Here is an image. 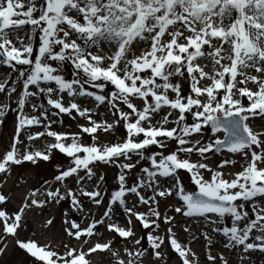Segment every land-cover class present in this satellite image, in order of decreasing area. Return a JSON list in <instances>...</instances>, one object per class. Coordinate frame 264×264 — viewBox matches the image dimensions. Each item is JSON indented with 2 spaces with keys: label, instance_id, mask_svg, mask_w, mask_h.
<instances>
[{
  "label": "snow or ice",
  "instance_id": "1",
  "mask_svg": "<svg viewBox=\"0 0 264 264\" xmlns=\"http://www.w3.org/2000/svg\"><path fill=\"white\" fill-rule=\"evenodd\" d=\"M0 67V126L15 113L0 257L18 247L34 264H168L171 249L200 264L190 243L202 238L205 264H231L225 250L264 261V0H0ZM62 114L76 130L53 128ZM56 152L67 163L55 183L8 211L13 168ZM102 166L118 169L110 194ZM65 200L78 219L65 212L57 236L44 211ZM34 210L44 243L21 237Z\"/></svg>",
  "mask_w": 264,
  "mask_h": 264
},
{
  "label": "rangeland",
  "instance_id": "2",
  "mask_svg": "<svg viewBox=\"0 0 264 264\" xmlns=\"http://www.w3.org/2000/svg\"><path fill=\"white\" fill-rule=\"evenodd\" d=\"M6 72L7 69L5 67H0V77L4 76ZM71 72V67H68L65 71V75L70 78ZM0 102H6L5 96L3 94H0ZM13 107H15V105H13ZM57 119H63V125H59V127L61 126V129L70 128V130H76V124L71 119V117L62 114L60 117H57ZM14 120L15 113L9 112L5 120V124L3 126H0V155L4 154L6 148L10 144V138L14 129ZM256 120L261 121L258 117L255 118V121ZM81 123H83L82 120ZM59 127L53 126V128H56L58 130L60 129ZM124 131V129H119V133H123ZM37 147L42 148L43 145L38 141ZM57 163L66 164L67 158L63 154L56 152L51 163L41 162L39 166H33L29 163H26L24 165L14 167L11 177L7 179L6 183H4V187L2 189V191L11 198L8 202L7 210L10 212L16 210L19 207L21 200L25 196H27L32 189L41 188V186L44 185L46 181L55 183L53 173L56 171L54 165ZM236 167L237 166H226L228 171H233V169L237 171L235 169ZM101 171H103L105 175L103 187L107 189V192L110 194L112 191L117 190L118 185L116 177L118 174V169L113 168L111 166H102ZM180 175L183 182L189 188L195 187L194 185H191L186 173L181 171ZM41 193H43V188H41ZM39 198L43 199L44 197L42 194H40ZM89 207L93 206L89 205ZM161 209L163 210V204H161ZM102 211L103 208L100 209V212ZM65 212L69 213V218L78 219V216L74 215L70 211V202L68 200L62 201L59 205L46 208L44 211L45 216L55 215L56 227L55 229H53V232L57 236H60L61 234V225L64 220ZM120 218L123 221L124 217L122 215V210L120 212ZM26 220L27 224L25 225L23 232H21V237H32L33 239L38 240L40 243H44L46 241V238L41 235L40 224L42 223V220L40 219L39 210L28 212ZM84 223H88V221L85 220ZM136 231L138 234L142 233L143 231L142 226L138 223L136 225ZM177 231L181 241H187L191 239L187 236V234L183 233L179 229H177ZM33 232H35V236H33ZM105 235L108 234L105 233ZM61 238L67 239L66 236H62ZM116 243H120L119 238L116 239ZM190 246L196 252L200 264H205L208 249L205 246L204 240L200 238L198 241H191ZM221 249L222 245H218L217 249L214 250L213 254H215V251H220ZM224 254L231 261V264H239L236 255L230 254L227 250L224 251ZM253 258L258 259L255 256ZM95 259L98 260L100 259V257H95ZM165 259L166 261H168V264H178V255L171 249L168 250ZM0 264H34V258L26 254L23 250L19 249L18 247H10V251L8 252L7 256L0 257ZM260 264H264V261H260Z\"/></svg>",
  "mask_w": 264,
  "mask_h": 264
},
{
  "label": "bare ground",
  "instance_id": "3",
  "mask_svg": "<svg viewBox=\"0 0 264 264\" xmlns=\"http://www.w3.org/2000/svg\"><path fill=\"white\" fill-rule=\"evenodd\" d=\"M262 123H264V122H262V121H259V120H256L255 121V124H254V127H259ZM54 127H59V125H56V124H54L53 125ZM60 129H61V126L59 127ZM63 128V127H62ZM59 129V130H60ZM61 130H64V129H61ZM239 165H237V167L235 168L236 170H238L239 168ZM233 171H235L234 169H233Z\"/></svg>",
  "mask_w": 264,
  "mask_h": 264
}]
</instances>
